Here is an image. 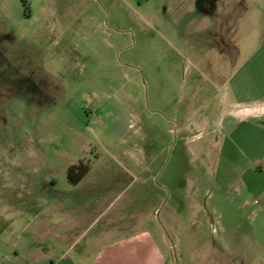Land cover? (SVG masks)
Returning <instances> with one entry per match:
<instances>
[{"label":"rangeland","instance_id":"obj_1","mask_svg":"<svg viewBox=\"0 0 264 264\" xmlns=\"http://www.w3.org/2000/svg\"><path fill=\"white\" fill-rule=\"evenodd\" d=\"M263 41L264 0H0V264L124 226L264 264Z\"/></svg>","mask_w":264,"mask_h":264},{"label":"crops","instance_id":"obj_2","mask_svg":"<svg viewBox=\"0 0 264 264\" xmlns=\"http://www.w3.org/2000/svg\"><path fill=\"white\" fill-rule=\"evenodd\" d=\"M264 48V41L261 48ZM264 62L258 65L259 70H263ZM255 108V107H254ZM256 109V108H255ZM83 182V181H82ZM81 182V183H82ZM92 190H98V185H90ZM84 216V227H88ZM88 221V217H87ZM98 219H94L90 228L94 227ZM129 231V227L124 226L112 231H105L101 235H93L91 239L83 244L80 249L73 244L64 249L59 259L51 256V251L33 254L34 264H168V259L154 241L152 233L141 231L135 233ZM87 231V230H86ZM124 233V234H122ZM86 232L79 239L86 236ZM86 238V237H85ZM57 249L55 248L53 252ZM45 251V250H44ZM40 252V251H39ZM18 256V254H17ZM6 262L12 261V254H7L4 258Z\"/></svg>","mask_w":264,"mask_h":264},{"label":"trees","instance_id":"obj_3","mask_svg":"<svg viewBox=\"0 0 264 264\" xmlns=\"http://www.w3.org/2000/svg\"><path fill=\"white\" fill-rule=\"evenodd\" d=\"M90 170L89 165L81 164L72 166L69 169V180L73 184L80 183Z\"/></svg>","mask_w":264,"mask_h":264}]
</instances>
